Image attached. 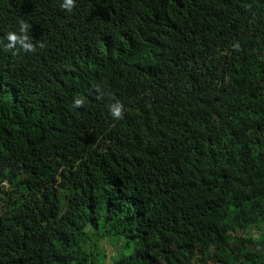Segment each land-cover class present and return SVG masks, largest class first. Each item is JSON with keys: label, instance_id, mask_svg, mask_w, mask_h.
Returning a JSON list of instances; mask_svg holds the SVG:
<instances>
[{"label": "trees", "instance_id": "trees-1", "mask_svg": "<svg viewBox=\"0 0 264 264\" xmlns=\"http://www.w3.org/2000/svg\"><path fill=\"white\" fill-rule=\"evenodd\" d=\"M64 3L0 0V264H264V0Z\"/></svg>", "mask_w": 264, "mask_h": 264}, {"label": "clouds", "instance_id": "clouds-1", "mask_svg": "<svg viewBox=\"0 0 264 264\" xmlns=\"http://www.w3.org/2000/svg\"><path fill=\"white\" fill-rule=\"evenodd\" d=\"M70 4H71V0H65V3L62 4L61 6H62V7H65V6H68V5H70ZM114 114H116V113H114Z\"/></svg>", "mask_w": 264, "mask_h": 264}, {"label": "rangeland", "instance_id": "rangeland-1", "mask_svg": "<svg viewBox=\"0 0 264 264\" xmlns=\"http://www.w3.org/2000/svg\"><path fill=\"white\" fill-rule=\"evenodd\" d=\"M111 248H112V247H111ZM111 248H110V249H111Z\"/></svg>", "mask_w": 264, "mask_h": 264}]
</instances>
